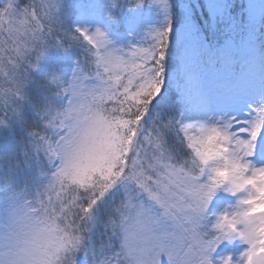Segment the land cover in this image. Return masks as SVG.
Returning a JSON list of instances; mask_svg holds the SVG:
<instances>
[{
    "label": "snow or ice",
    "instance_id": "1",
    "mask_svg": "<svg viewBox=\"0 0 264 264\" xmlns=\"http://www.w3.org/2000/svg\"><path fill=\"white\" fill-rule=\"evenodd\" d=\"M106 7L134 43L73 0H0V264H212L225 183L264 264V0Z\"/></svg>",
    "mask_w": 264,
    "mask_h": 264
},
{
    "label": "rangeland",
    "instance_id": "2",
    "mask_svg": "<svg viewBox=\"0 0 264 264\" xmlns=\"http://www.w3.org/2000/svg\"><path fill=\"white\" fill-rule=\"evenodd\" d=\"M28 2H31V0H28ZM73 2L82 5L86 10L87 19L91 21V23L88 24L91 30L94 31L95 28L99 27L110 34V27L102 13L104 10L107 11L106 14L109 11L108 7H106L107 0H73ZM152 13V9L144 8L140 15L143 17H151ZM66 14L68 16L69 23L77 19V14L75 11L68 13L66 10ZM132 15L133 13L130 12L129 17ZM116 46L118 45L116 44ZM258 166H264V163L258 164ZM244 195L245 194L243 193L232 195L225 191H219L216 193L205 214L208 217L206 220L207 227L205 229L208 232V236L206 237L207 239L215 238L217 235L214 231H212L213 225L210 226V224L215 222L217 217L221 214L234 212L238 207L239 201L244 198ZM211 216L214 218V220H210ZM97 240L99 243V236H97ZM247 248V243H245L241 238L236 239L234 242H222L211 254L210 258L212 260V264H227L229 260L231 264H245L243 254Z\"/></svg>",
    "mask_w": 264,
    "mask_h": 264
},
{
    "label": "clouds",
    "instance_id": "3",
    "mask_svg": "<svg viewBox=\"0 0 264 264\" xmlns=\"http://www.w3.org/2000/svg\"><path fill=\"white\" fill-rule=\"evenodd\" d=\"M226 175H227V173H225L223 171H221L219 173V176L221 178L226 177ZM219 191H225V192L230 193L232 195L241 194V193L233 194L229 190V186L226 183L221 184V186L216 189L215 195ZM242 210L243 209H242V206H241L240 201H239L238 207L236 208V210L234 212L224 213V214H221L220 216L217 217L216 222L212 226V231H214L217 234L216 236L221 238V243L225 242V241L234 242L236 239H240V237L236 236L235 234H232L231 229L229 227V220L225 219V217H229V218L236 217V214ZM257 211H264V207H258ZM227 264H231L230 260L227 262Z\"/></svg>",
    "mask_w": 264,
    "mask_h": 264
},
{
    "label": "trees",
    "instance_id": "4",
    "mask_svg": "<svg viewBox=\"0 0 264 264\" xmlns=\"http://www.w3.org/2000/svg\"><path fill=\"white\" fill-rule=\"evenodd\" d=\"M28 3H29L28 0H22V5L23 6H27ZM106 12H107L106 10L102 11L104 18H105L107 24L110 27L109 36H111V37H109V38L112 39L113 42L115 44H117L119 47H127L129 42H133L134 43L135 40L133 39V37L127 35L126 34V30H125V22L129 18L130 12L125 10L119 16V24H116L114 22H109L107 20L108 13L106 14ZM152 16H153V13H152ZM2 39H3V36H0V40H2ZM2 81H3V77H0V83H2ZM187 151H188L187 149H183L181 151V157L182 158H185V153ZM210 220H214V218L210 217ZM215 222L211 223L210 226L214 225ZM97 242H98V240H97ZM222 246H225V245H222Z\"/></svg>",
    "mask_w": 264,
    "mask_h": 264
}]
</instances>
